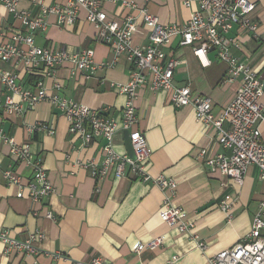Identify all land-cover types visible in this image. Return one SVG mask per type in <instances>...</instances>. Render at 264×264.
<instances>
[{
    "label": "crops",
    "instance_id": "1",
    "mask_svg": "<svg viewBox=\"0 0 264 264\" xmlns=\"http://www.w3.org/2000/svg\"><path fill=\"white\" fill-rule=\"evenodd\" d=\"M45 6L56 0H42ZM65 2L66 0H57ZM255 8L251 17L258 21L256 33L235 26L229 36L239 43L232 53L248 60L264 79V0H251ZM134 7L105 3L110 18L123 20L128 15L138 16L146 7L163 24H185L197 3L185 6L184 0H133ZM19 8L40 12L29 0H21ZM46 29L36 35V43L53 50L77 53L85 48L94 50V61L112 59V51L95 40L96 29L81 11L75 25L62 28L56 17L48 16ZM20 20L0 2V42H9ZM150 28L141 26L133 35L134 45L148 43ZM174 36L169 49L181 63L175 70L174 84L190 86L195 95H207L214 102V111L220 112L234 98L239 80L225 81L228 66L210 51L211 65L203 67L190 46H180ZM8 67L7 64H3ZM72 64L66 63L56 71L54 79L45 78L48 92H56L55 81L62 84L59 93L92 108L112 106L119 123L126 96L112 86L113 82L129 80L131 64L122 58L114 67L99 68L90 78L79 72L71 75ZM16 71L22 83L33 88L35 79L18 64ZM0 83V98H5ZM264 107V95L262 99ZM138 123L136 129L144 132L152 149L148 162L153 177L165 175L177 182L173 203L184 209L187 219L194 223L193 232L205 243L188 233L171 228L159 216L164 192L152 182H143L132 176L116 177L113 173L99 180L97 169L89 165L100 161L104 140L94 138L88 145L69 131L65 115L51 102L43 101L27 114H3L0 126L18 143L29 142L34 157L41 160L55 189L40 203L31 200L25 188L33 176V168L17 160L9 142H0V228L10 230L13 237L25 240L31 232L40 230L44 239L36 243L37 254L6 253L0 241V264H75L100 256L106 264H168L177 256L175 264H209L212 256L245 238L252 228L253 215L264 201V180L258 168L249 166L244 183L237 185L229 176L205 165L199 153L206 148L207 155L224 150L216 140L215 132L199 123L193 106L176 108L166 91L153 92L150 82L139 90L136 102ZM38 122L53 125L55 134L41 130L29 131L27 125ZM264 138V124L261 126ZM123 130L114 137L117 151L127 152ZM88 163L87 165H85ZM11 170L20 177L19 183H9L4 177ZM226 195L236 199L232 220L219 207ZM50 210L56 220L46 217ZM264 236V230H263ZM161 237L162 245L134 252L139 244Z\"/></svg>",
    "mask_w": 264,
    "mask_h": 264
},
{
    "label": "built area",
    "instance_id": "2",
    "mask_svg": "<svg viewBox=\"0 0 264 264\" xmlns=\"http://www.w3.org/2000/svg\"><path fill=\"white\" fill-rule=\"evenodd\" d=\"M21 0H0V2L18 18L20 27L13 30L9 42H0V83L5 89V98H0V109L3 114H27L39 103L49 101L67 118L69 131L79 135L85 145L94 138L104 140L100 161H91L89 165L97 169V178L102 180L111 173L116 177L132 176L143 182H152L164 192L159 216L167 225L182 233H188L198 240V246L205 248V243L193 232L194 223L187 219L184 209L173 203L177 192V182L173 178L160 175L153 177L147 167L152 149L143 131L135 126L138 123L136 102L140 88L150 82L153 92L170 93L172 104L176 108L191 105L196 120L215 132L217 143L229 153L221 152L207 155L206 148L199 155L206 166L229 176L237 185L244 183L249 166L258 168L259 178L264 180V138L261 126L264 124V79L248 60L237 57L232 48H240L238 42L229 36L237 26L256 33L258 21L251 17L255 2L251 0H184L189 7L197 3V9L191 13L187 23L177 25L163 24L159 17L152 14L146 7L141 8L138 16L128 15L123 20L110 18L105 3H116L118 0H66L55 1L45 6L42 0H29L39 8L40 12L19 8ZM122 5L134 7L133 0H122ZM81 11L86 12V20L96 29L95 40L104 44L112 51V59L96 63L94 50L85 48L77 53L66 50L56 51L36 43V35L46 29L48 16L56 17V23L62 28L75 25ZM148 26L150 35L145 45H134L133 35L141 28ZM174 36H178L180 46H190L203 67L211 65L208 56L216 51L217 56L228 66L225 81L239 80V89L234 98L218 113L214 111V102L207 95H195L190 86H176L174 75L180 65L179 58L168 48ZM122 58L131 64L129 80L126 83L113 82L112 86L126 96L119 123L112 112V106L103 105L92 108L73 98L59 93L62 84L55 81L56 92L49 93L45 78L54 79L57 69L70 63L71 75L76 72L90 78L97 69L114 67ZM7 64L8 67H4ZM21 64L26 73L34 77L33 88L26 87L19 77L16 67ZM29 131L41 130L55 134L53 125L38 122L27 125ZM129 129L135 158L127 152L121 153L114 147V137L120 131ZM9 142L11 153L17 160L33 168V176L26 185L27 193L32 201L40 203L55 191L41 160L34 157L29 142L18 143L5 133L0 126V142ZM86 163L85 165H87ZM4 177L9 183H19L20 177L11 170H6ZM236 199L231 195L219 201V207L232 220L233 206ZM46 217L56 220L50 210ZM264 201L252 219L249 234L233 246L219 251L212 256L209 264H264ZM44 239L40 230L31 232L25 240L12 236L10 230L0 228V241L5 244L6 253L37 254L38 242ZM161 237L148 243L139 244L134 252L143 248H157L162 245ZM177 256L172 257L168 264H175ZM75 264H106L100 256L89 261Z\"/></svg>",
    "mask_w": 264,
    "mask_h": 264
},
{
    "label": "water",
    "instance_id": "3",
    "mask_svg": "<svg viewBox=\"0 0 264 264\" xmlns=\"http://www.w3.org/2000/svg\"><path fill=\"white\" fill-rule=\"evenodd\" d=\"M122 133H123V140H124V145H125L127 153L132 158H135L132 141H131V131L129 129H124Z\"/></svg>",
    "mask_w": 264,
    "mask_h": 264
}]
</instances>
